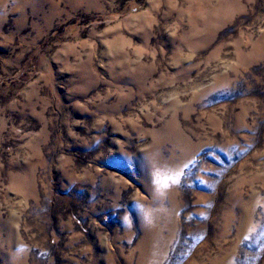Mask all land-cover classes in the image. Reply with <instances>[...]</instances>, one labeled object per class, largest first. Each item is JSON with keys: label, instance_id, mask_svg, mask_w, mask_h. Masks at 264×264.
I'll return each instance as SVG.
<instances>
[{"label": "rangeland", "instance_id": "obj_1", "mask_svg": "<svg viewBox=\"0 0 264 264\" xmlns=\"http://www.w3.org/2000/svg\"><path fill=\"white\" fill-rule=\"evenodd\" d=\"M0 264H264V0H0Z\"/></svg>", "mask_w": 264, "mask_h": 264}, {"label": "snow or ice", "instance_id": "obj_2", "mask_svg": "<svg viewBox=\"0 0 264 264\" xmlns=\"http://www.w3.org/2000/svg\"><path fill=\"white\" fill-rule=\"evenodd\" d=\"M117 163H118V164H124V165H127V161H126V160H119V161H117ZM152 183H153V184L158 183V181L155 179V175H153V177H152ZM137 207H138V206H137Z\"/></svg>", "mask_w": 264, "mask_h": 264}]
</instances>
